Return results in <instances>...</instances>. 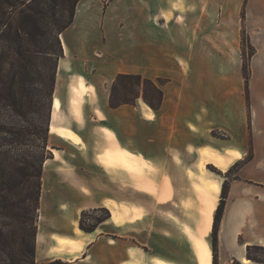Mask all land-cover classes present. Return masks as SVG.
Here are the masks:
<instances>
[{"label": "crops", "instance_id": "crops-1", "mask_svg": "<svg viewBox=\"0 0 264 264\" xmlns=\"http://www.w3.org/2000/svg\"><path fill=\"white\" fill-rule=\"evenodd\" d=\"M177 1L136 0L135 21L116 32L106 21L117 0H80L72 24L60 34L58 63L66 62L61 71L57 63L52 98L60 101L59 125L71 130L76 141L53 134L61 159L54 161L50 152L45 160L50 164H44L36 264H214L212 226L226 177L213 175L207 166L224 157L236 159L232 165L242 163L227 183L215 264H264L246 255L248 247L264 246V33L258 40L247 30L255 53L246 98L239 28L210 23L209 16L220 13L214 0H183L182 9L173 7ZM168 11L172 17L166 20ZM146 13L153 16L150 25ZM130 45L138 51L128 69ZM77 62L85 64V71H78ZM119 73L165 79L159 86L160 107L149 108L138 98L112 107L110 85ZM79 77L85 92L74 116L70 86ZM212 131L227 139L218 142ZM109 148L152 168L138 169L134 179L127 167L101 161ZM248 148L251 156L245 160ZM146 173L153 181L145 180ZM200 176L218 185L216 197L195 190L194 183L203 187ZM131 190L145 197H134ZM99 209L108 210V217L82 229L81 219Z\"/></svg>", "mask_w": 264, "mask_h": 264}, {"label": "rangeland", "instance_id": "rangeland-1", "mask_svg": "<svg viewBox=\"0 0 264 264\" xmlns=\"http://www.w3.org/2000/svg\"><path fill=\"white\" fill-rule=\"evenodd\" d=\"M214 2L218 3L220 13L219 15L214 14L213 19H211V16H209L210 23L213 25H217V23L220 22L226 23L230 30L239 28L241 57L242 50L244 49V51L246 52V58H248V49L245 46H242V36L244 35V33L246 36H248L247 30L249 29L257 33L256 36L258 40L262 38V33H264V0L212 1V3ZM115 4L117 6H113V8L111 9L109 20H107L106 22L112 26L113 31L115 29L116 32H119L121 28L124 31L125 28L127 29V25H129L130 22L135 21L137 17V2L136 0H117ZM124 6L126 7V11L123 12ZM127 6L128 8H131L130 11H127ZM173 7L182 9L183 0H178L177 4H174ZM42 8L43 10H45L44 12L47 16L51 15V13L55 14L56 26V24L61 20L60 6L53 5V3H51L50 1H46L45 5H43ZM171 17L172 14L170 11L164 13V18L166 20H169ZM156 18L157 17H155L154 20H156ZM49 21H51L50 26H54L52 25L54 21ZM152 22L153 16L150 13H146V25H150ZM246 38H248L250 42L249 36ZM34 43L27 46L31 50L36 51L26 52L21 58H15V56L9 53L4 54L2 52L3 50L0 48V68H2L0 71V194L5 195L6 197V201L3 203L4 207L0 209V223L1 225H3L4 231H7L8 233V244L11 248V252L13 253V256L11 254V257L6 255L2 256V258L0 259V264H36L34 257L31 256V254H29L27 250L28 248L33 250V246L35 245V253L36 243L33 226L34 224H36L37 211L33 207V201L30 199H26V194L29 191L30 187L28 181L29 179L26 174H28L29 172H33V170L37 169L39 165L42 166L43 173L44 164L47 167L50 164L48 163L49 161L47 163H44L46 159L51 157L50 148L57 147L56 143L52 140V138H54L55 136L53 134L56 133H49V124L51 121V101L53 99L52 97L54 85L56 81V72L58 65L57 63L60 58H57L55 56H48L38 51L41 50V48L44 47L45 44H53V42L51 41V35H46L45 39H42L40 41L38 40L35 45H33ZM147 50L149 51V48L146 49V58L150 59V57H148L149 55H147ZM137 51L138 49L135 45H130V47L128 48V69H131L134 66V63L137 59ZM95 57L102 62H106L109 60L105 56L96 55ZM70 58H72V56H67V60ZM120 64L121 63H119V65ZM75 66H77V68L79 69L78 71L83 72V66H85V64L82 62H77ZM86 72L91 75L94 70L86 69ZM66 74L67 73H65V75ZM152 81L157 86H160L165 82V79L157 78ZM242 81L244 82L243 76ZM123 84L129 86L130 91H123L122 88H120V83L117 84L114 93L116 101L122 99L123 94L125 93V95L127 96L126 98L133 101L132 104H134L136 99L138 98L142 104L150 108V106L142 97V94L147 93L153 98L154 101L156 100L154 98V92H152L150 85H147L146 82L129 79L125 80ZM82 97L80 98V100L82 99ZM58 113L60 116V108ZM59 120L60 119L58 117L56 121V124L58 126H60ZM77 122H79V120L74 119L72 123L76 124ZM212 135L215 138H218V142H220L219 139H227V136L219 131H212ZM57 140L59 141V139H56V142H58ZM250 156L251 149L248 148L244 159L246 160ZM131 159L133 167H128V171L134 179L137 178L138 169L145 168L147 170L148 168H152V165L150 163H147L146 161H142L141 159L138 160L134 156H132ZM235 160L236 159L224 157L222 158L221 163H219L218 165L211 163L210 161H205L211 163L207 166V169L213 175H221L226 177V179L223 181V183H225V190H227L228 187V180L232 179V174L242 163L240 161L239 163H235V165H232ZM101 161L109 165L113 164L116 167L126 168V166L120 161H113L110 159L105 161L103 158L101 159ZM221 170L226 171L225 174H222ZM144 177L145 180L147 179L153 181V176H149L147 173L144 175ZM1 181L13 182L17 185L14 186L13 191L8 193V191H6L5 189V186L1 185ZM193 185L195 190L199 194L203 195L205 193L204 187H202L201 185L197 186L195 185V183ZM131 192L134 197H145L141 192L135 190H131ZM24 207H27L28 209L26 210V213L24 212V210H20V208L23 209ZM20 211L23 212V216L25 217V229L23 231H21V229H19L16 225L17 218L15 216V213ZM103 215V211L96 210L92 213L86 214L83 221L88 227L92 224L91 222H94L98 217ZM19 247H22L23 250L26 251V257L20 256V254L18 255L17 250ZM249 254L252 258L264 260V246H252L249 250ZM7 257L9 259H7Z\"/></svg>", "mask_w": 264, "mask_h": 264}, {"label": "trees", "instance_id": "trees-1", "mask_svg": "<svg viewBox=\"0 0 264 264\" xmlns=\"http://www.w3.org/2000/svg\"><path fill=\"white\" fill-rule=\"evenodd\" d=\"M46 1H50L53 5H59L61 8V20L55 26V14L51 13V15L47 16L44 12L42 6L45 5ZM80 0H0V48L3 50L4 54H12L15 58H21L26 52H34L36 50H31L27 45L36 43L38 40L45 39L46 35H51V41L53 44H45L41 50H38L40 53L48 55V56H55L60 58L63 56V48L59 39V34H61L67 27H69L74 19V14L76 11V6ZM47 17V18H46ZM53 20L54 23L50 26L49 20ZM50 37V36H49ZM248 36H242V46L248 49L246 58V52L244 49L242 50V76L244 79V89H245V97H248V81L250 77V65L249 61L252 55L255 53V48L249 42ZM35 43L33 45H35ZM1 67V64H0ZM2 68H0L1 71ZM137 80L140 82H146L147 85H150L152 92H154L156 99L155 101L153 98L147 94L143 93L142 97L144 98L145 102L152 107L153 109H158L162 102L163 92L159 86H157L152 80L148 78H144L140 74H126V73H119L116 75L114 81L111 84L110 96H109V103L112 107H116L121 104H132L133 101L126 98L127 96L125 93L123 94V98L119 101L115 100V90L116 85L120 83V88L123 91H130V87L126 86L124 83L125 80ZM50 133V131H49ZM29 181V191L26 194V199H30L33 201V207L35 210H38L39 207V200H40V190H41V176H42V166L39 165L37 169H34L33 172H29L26 174ZM1 185L5 186L6 191L10 193L14 190V186L17 184L13 182H6L1 181ZM226 197V190H225V183L222 185L221 189V197L220 203L217 207V211L214 216V222L212 226V248H213V263L215 264V250H216V242H217V223L220 219L222 209L224 206V199ZM6 197L3 194H0V209L4 207V202ZM20 210H24L26 213L27 207ZM104 212L103 216H100L96 219V221H101L108 217L109 212L106 209H99ZM1 215V214H0ZM16 221L17 226L21 231L25 228V221L23 212H16ZM80 227L84 230L90 229L89 227L85 226L83 223V219L80 221ZM34 232L36 233V224L33 226ZM32 228V229H33ZM34 233V237H35ZM8 233L4 231L3 225L0 223V259L2 256H13L11 252V248L8 244ZM35 246V245H34ZM34 246L32 249H27L28 253L34 257ZM250 248L247 249V257L251 260L257 262H264V260H258L252 258L249 254ZM18 255L26 257V251L23 248L19 247ZM16 252V253H17ZM7 259H9L7 257ZM34 261V260H33ZM55 264V263H49Z\"/></svg>", "mask_w": 264, "mask_h": 264}, {"label": "bare ground", "instance_id": "bare-ground-1", "mask_svg": "<svg viewBox=\"0 0 264 264\" xmlns=\"http://www.w3.org/2000/svg\"><path fill=\"white\" fill-rule=\"evenodd\" d=\"M65 62L66 61L64 59H62L58 63L59 64L58 65V70L61 71V70L64 69ZM84 92H85V85H84L83 79L79 77V79L75 82V84H71V86H70V100H69L70 109H71L70 111H71V113L74 116L78 114V111H79V109H78L79 100L83 96ZM59 108H60V101H59V99L57 97H54L52 99V101H51V121H50V124H49V131L53 132V133H56L57 135H59L61 137L70 138V139L76 141V136L72 132H70L68 129L63 128L61 126H58L56 124V121H57V119L59 117V113H58ZM50 152L53 154V160L54 161H60L61 155H60L58 150H56L54 148H50ZM200 152H202V151L200 150ZM227 152L231 153V151H227ZM208 156H209L210 159L216 161V156H214V155H212L210 153L208 154ZM131 158H132L131 155H129V154H127V153H125V152H123V151H121L119 149H114V148L106 149L104 151V153H103V159L105 161H107L108 159L113 160V161H120L127 168L128 167L129 168L133 167ZM203 158H204V156H203ZM45 163H47V161ZM200 165L203 166V159L202 158H201ZM199 180H200V183H202V185L204 187L205 196L207 198H214V197H216L218 195L219 187L214 181H212L209 178H206L204 176H200ZM113 215H114V219H119L120 218V213L117 212V211L113 212ZM195 239L197 240V238H195ZM198 240H200V239H198ZM198 243H199V241H198ZM198 243H197V245H198ZM198 246H200V245H198ZM202 246H200V247H202ZM203 250L205 251V249H203ZM207 250L208 249H206V252H207ZM198 252H199L198 255L200 256L199 257L200 261L203 262L202 261V255H201L202 252L200 250ZM242 261L243 262H247L248 259L247 258H243Z\"/></svg>", "mask_w": 264, "mask_h": 264}]
</instances>
